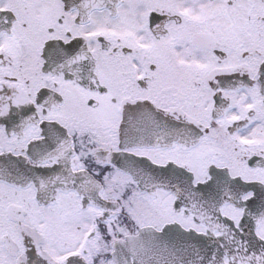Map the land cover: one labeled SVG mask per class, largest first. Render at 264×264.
<instances>
[{"label":"snow or ice","instance_id":"obj_1","mask_svg":"<svg viewBox=\"0 0 264 264\" xmlns=\"http://www.w3.org/2000/svg\"><path fill=\"white\" fill-rule=\"evenodd\" d=\"M0 264H264V0H0Z\"/></svg>","mask_w":264,"mask_h":264}]
</instances>
